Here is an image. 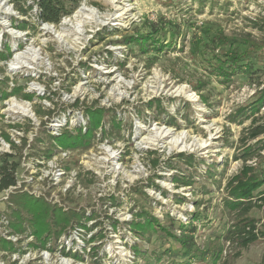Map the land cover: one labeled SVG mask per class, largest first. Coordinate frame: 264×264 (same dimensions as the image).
Segmentation results:
<instances>
[{
	"label": "rangeland",
	"instance_id": "obj_1",
	"mask_svg": "<svg viewBox=\"0 0 264 264\" xmlns=\"http://www.w3.org/2000/svg\"><path fill=\"white\" fill-rule=\"evenodd\" d=\"M20 6L0 0V49L12 53L0 61V80L8 78L0 86H21L34 99H0V138L9 144L0 140V151L23 154L17 190L86 219L73 220L47 248L30 245L27 231L12 240L0 232L17 246L0 250V264H264V238L248 247L225 239L236 216L225 205L227 182L244 166L264 170V134L251 137L264 126V103L256 110L264 52H252L229 78L215 69L216 55L248 49L246 41L264 49V0H87L58 25H38L36 6L27 15ZM21 20L30 27H18ZM18 53L22 63L13 68ZM99 107L108 130L111 117L122 123L119 136L103 138L99 129L88 149L40 157L51 147L47 135L85 128L86 109ZM9 197L0 199V216L10 231ZM139 212L162 229L134 231ZM250 215L264 231L262 210Z\"/></svg>",
	"mask_w": 264,
	"mask_h": 264
},
{
	"label": "trees",
	"instance_id": "obj_2",
	"mask_svg": "<svg viewBox=\"0 0 264 264\" xmlns=\"http://www.w3.org/2000/svg\"><path fill=\"white\" fill-rule=\"evenodd\" d=\"M17 4L21 3L20 12L27 15L30 10L35 6L37 11L35 18L37 24H55L61 23L62 19L66 16H70L79 6L87 0H14ZM31 2V3H30ZM18 27L21 29H27L30 27V22L21 20L18 23ZM147 36H138L136 42L138 45L145 43ZM130 38V37H129ZM128 38V39H129ZM134 39V38H133ZM213 42L216 38L211 39ZM219 44H225V40L222 37H217ZM246 45L250 44V47L245 50H240L239 47L222 52L216 55L215 69L219 75L229 78L235 73L241 63L249 58L252 52H264V49L258 44L253 42H245ZM146 49V48H145ZM11 48L9 45H5L4 50L0 49V61L7 60L11 56ZM8 78L3 81L0 80V85H7ZM20 95L26 100H33L34 96L31 93L23 92L21 86H17L7 91L0 86V99L8 96ZM261 99L257 101L256 110L264 103V93L261 95ZM149 102L150 109H153V103ZM79 104V103H77ZM158 107H161L160 102L156 103ZM88 124L85 128L83 126H77L74 129H66L59 136L53 134L47 135L48 141L51 144L47 150H44V156L50 158L57 148L62 147L63 149H88L92 146V140L95 137V132L101 129L103 138L115 135H120L122 123L111 117V124L109 130L105 127L106 113L105 108H87ZM48 112V111H47ZM43 109H38L39 115L47 114ZM51 111L48 112V114ZM47 114V115H48ZM112 131V133H111ZM264 134V126H257L252 129L251 137L255 138L259 135ZM7 139H10L7 136ZM114 136V135H113ZM43 141V138H40ZM53 143V144H52ZM15 143L12 142V146ZM14 146V149H16ZM264 148V144L262 145ZM0 153V193L8 189L10 186L16 185L17 183V171L21 166V158L23 154L17 153ZM185 154H180V157H184ZM17 158V159H15ZM158 162L154 161L157 165ZM188 165L194 166L191 158L188 159ZM215 165V164H213ZM208 166L207 173L211 175L212 170L215 166ZM193 176H180L177 175L176 181L182 185H193ZM225 191L227 198L225 205L235 212V219L232 226L227 230L225 239L230 241H236L242 247H248L250 244L259 241L264 238V231L259 230L257 224L258 219L250 215V211L254 208H260L263 212L264 219V170L257 171L254 167L244 166L242 170L234 175L226 184ZM10 207V219L9 227L10 233H25L29 232L28 235H32L35 238V243H30L37 247L47 248V245L51 240H57L63 234L66 233L67 228L71 225L73 220L77 223L82 224L81 220L86 217L84 214L78 212H65L58 206L51 205L49 202L35 198L31 194L21 190L12 192L9 197ZM137 220L133 223V230L139 233L141 236H145L151 232L156 231L157 226L162 229V225L149 215L147 212H139ZM81 219V220H80ZM27 223V226L25 225ZM29 229V230H28ZM167 232V229H163ZM174 236V235H173ZM175 238H177L175 236ZM220 238V236H219ZM17 249L16 244L13 242L0 238V250L2 251H15ZM214 256V254H213ZM175 264H190L189 262L175 263Z\"/></svg>",
	"mask_w": 264,
	"mask_h": 264
},
{
	"label": "built area",
	"instance_id": "obj_3",
	"mask_svg": "<svg viewBox=\"0 0 264 264\" xmlns=\"http://www.w3.org/2000/svg\"><path fill=\"white\" fill-rule=\"evenodd\" d=\"M0 140L2 141L3 145H6L9 147V144H6L5 140L3 138H0ZM12 146V142H9ZM67 152L68 150L67 149H63L62 147H59V150L58 152L55 154V155H52L50 158L52 159H56L58 156L60 157H63L61 159H64L65 156H67ZM0 153H12V152H1ZM27 156V155H26ZM24 156V157H26ZM40 157H43V158H47V157H44L43 155L40 156ZM25 160V158H23ZM55 169L57 170V173L59 172H62V173H66V169L64 167H62L60 164H58L57 167H55ZM64 173V174H65ZM21 183H22V179H19V176L17 174V183L16 185H13V186H10L8 189L4 190L3 192L0 193V199H3V198H8L10 196V194L12 192H14L15 190H17L18 188L21 187ZM39 195H44V193L40 192ZM0 232H2L3 236H5V238H9L10 240H12L13 234L10 233L9 229H8V222L6 220V217L4 214H2L0 216ZM15 238V237H14Z\"/></svg>",
	"mask_w": 264,
	"mask_h": 264
},
{
	"label": "bare ground",
	"instance_id": "obj_4",
	"mask_svg": "<svg viewBox=\"0 0 264 264\" xmlns=\"http://www.w3.org/2000/svg\"><path fill=\"white\" fill-rule=\"evenodd\" d=\"M83 8H81V10H82ZM20 63H22V60H21V57H20V54L18 53V55L15 57V59H14V61L12 62V66H13V68H19V64ZM15 64H18L17 66H15ZM14 101V103H13V105L14 106H17L18 105V103L17 102H15V100H13ZM19 106V108L22 110V111H24V112H26V113H28L29 111H30V107H29V105L27 104V103H24V104H19L18 105ZM163 137H165L164 136V134L162 133L161 135H159V134H157V135H155V136H151V138H149V141H148V143H151V144H155L158 140H160V139H162ZM170 137V136H169ZM176 140H178V139H176ZM162 141V140H161ZM173 142V141H172ZM180 143V142H179ZM158 144V143H157ZM178 144V143H177ZM179 145V144H178Z\"/></svg>",
	"mask_w": 264,
	"mask_h": 264
}]
</instances>
